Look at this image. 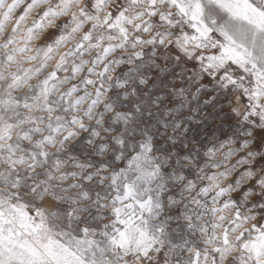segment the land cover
<instances>
[{
    "label": "snow or ice",
    "instance_id": "obj_1",
    "mask_svg": "<svg viewBox=\"0 0 264 264\" xmlns=\"http://www.w3.org/2000/svg\"><path fill=\"white\" fill-rule=\"evenodd\" d=\"M0 264H264V0H0Z\"/></svg>",
    "mask_w": 264,
    "mask_h": 264
}]
</instances>
